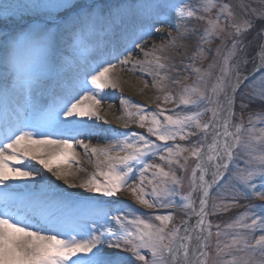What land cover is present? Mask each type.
Wrapping results in <instances>:
<instances>
[{
    "label": "snow or ice",
    "instance_id": "6c2138e0",
    "mask_svg": "<svg viewBox=\"0 0 264 264\" xmlns=\"http://www.w3.org/2000/svg\"><path fill=\"white\" fill-rule=\"evenodd\" d=\"M240 7L242 15L236 23L237 14L229 3L219 5L215 19L198 15L200 11L211 14L217 8L214 0H203L199 7L183 0H31L23 6L0 0V66L4 69L0 75V110L10 121L5 122V134L0 139V264H208L213 224L207 217L215 214V208L209 210L211 192L219 186L241 148L248 149L252 140L264 142V126L257 128V124L264 125V111L250 114L247 128L233 122L236 95L242 87L248 91L241 93V111L257 102L264 105V44L252 58L250 74L240 75L241 62L248 63L246 56L229 64L237 50H246L242 31L264 34V7L252 9L251 14L247 5ZM194 16L207 19L201 45L211 42L214 36L218 38L226 26L235 28L231 47L211 88L204 80L210 72L194 68L199 74L197 81L185 86L178 99L171 92L163 95L164 103L173 104L168 110L172 114H165L163 109L147 111L142 105L122 100V105L136 110L123 107L128 117L124 127L135 123L164 143L136 132L114 136L96 125L95 121L102 120L99 93L119 87V70H139L154 78V88L164 89L168 77L161 72L168 67L164 62L168 57L160 53L175 45L183 35L180 25ZM172 20L176 21L178 35H170L166 44L146 49L144 38L161 32ZM198 48L203 51L199 45ZM132 49H139L144 59H134ZM124 52L127 55L120 59ZM37 64L39 72L34 70ZM206 113L211 116L204 122L201 118ZM159 116H163V122ZM117 119L123 121L124 116ZM45 127L54 130L59 138L41 131ZM81 129H86L89 140L97 137L106 142L93 145L76 139L85 134ZM244 133L248 141L243 139ZM192 136L199 139L192 141L190 148L166 143ZM77 146L84 149L85 156L95 158V171L78 184L69 182L67 178L74 173L63 167L78 165ZM185 152L195 157L197 164L192 170V192L177 204L173 197L180 178L171 168L165 171L147 159L158 155L169 166L176 164L183 169L179 158ZM29 161L64 180L69 188L79 187L84 192L53 191L43 173L32 168ZM209 164L215 171L211 179H206ZM152 169L153 177H159L160 182L151 193H145L146 173ZM136 175L139 183L129 187ZM236 177L245 199L251 193L264 201V184L259 190L255 184L257 179L264 180V152L245 161ZM18 180L32 182L31 189L27 184L23 190L8 184ZM125 189L146 208H176L185 213V218L179 225H172L173 214H157V224L150 217L106 206L116 201L102 198H115ZM195 192L200 193L198 209L193 206ZM67 202L89 208L93 215L85 224L68 230L55 220L52 211ZM228 208L225 205L223 210ZM192 216L196 217L195 224L189 223ZM245 219L250 223L243 222ZM215 227L212 264H264V259H255L257 252L264 257V234L250 244L245 234L236 232L230 243H224L219 237L226 233L220 225ZM227 227L264 233V203L247 206L243 216Z\"/></svg>",
    "mask_w": 264,
    "mask_h": 264
},
{
    "label": "rangeland",
    "instance_id": "374dc122",
    "mask_svg": "<svg viewBox=\"0 0 264 264\" xmlns=\"http://www.w3.org/2000/svg\"><path fill=\"white\" fill-rule=\"evenodd\" d=\"M196 1V0H194ZM4 3H10L13 5H27L31 3V0H3ZM223 3H229L234 11L236 12V23L240 22V18L242 15L241 7L240 5H247L249 8V13L251 14L252 9H259L264 7V3H261V0H223ZM190 19V18H189ZM167 31L171 32V29L168 27L165 28ZM233 30L229 37L227 39L220 38L218 41L216 40V51L214 49L210 53V58L206 61L205 64V71H211L210 79L211 83L213 84L216 77L220 74L221 65L223 63L224 56L228 52L229 48L231 47L232 43V37L235 34V28L231 29ZM195 37V40H197V36ZM243 43L246 45V50L244 52H241L237 50V53L235 56L232 57V59L229 61L230 65L236 64L238 61H241V57L246 56L248 59V63L246 65L241 62L240 67V75L243 76L246 73H249L253 69V60L252 58L256 56L257 52L259 51V47L264 42V34L258 35L257 31L255 30H245L242 31V37H241ZM166 40V39H165ZM163 40H159L157 38H152V42L155 45H160L163 43ZM168 41V40H166ZM197 43V41H196ZM145 47V46H144ZM197 45H186V51L188 53V56L185 58V60L182 62V64L179 66L180 68V75L185 73L184 78L188 81L192 73L187 72V69H190L189 67L192 66V61L196 57V50ZM146 48V47H145ZM202 48V47H201ZM147 49V48H146ZM138 52V55H141L139 49L136 50ZM143 55V54H142ZM212 65L210 68L209 66ZM34 70L39 72L41 71L40 66L37 64L34 66ZM4 72V69L2 66H0V75H2ZM183 78V79H184ZM179 85H182L185 83V81L177 80ZM165 87L163 90H159V97L160 99H157L158 96H156L154 99L148 103L150 107H158L160 109L165 110V114H172L169 112V109L173 108V104L171 103H164L163 102V95L165 92H171L174 99H178V96L181 92L177 90V85L172 86L169 88V83L164 82ZM170 89L169 91H167ZM248 91L247 88L242 87L239 92L236 95V101H235V117H234V123H242L245 128L248 127L249 122V116L252 113H255L257 111H264V105H261L259 102L252 104L247 110L241 111V93H244ZM222 99V97H221ZM183 108V106H181ZM180 109H177L179 111ZM147 111L157 112L153 111V109H147ZM211 116V113H206L201 119L202 121L206 122L209 120ZM163 122V116L158 117ZM264 125L257 124V128L262 127ZM234 130V129H233ZM191 131H196L195 128H192ZM132 132H136L139 135H149V133L146 131V129L143 128H133V129H127L123 132L124 134L131 135ZM150 136V135H149ZM146 137V136H145ZM148 138V137H147ZM149 139L153 140L154 142L160 144L164 143L161 141H157L155 136H150ZM199 139V136H192L189 137L188 140L181 141L179 138H177L176 141H167L169 145L173 143L181 144L185 147H191V142ZM243 139L245 141H248V135L247 133L243 134ZM249 148L244 149L241 148L237 154L235 160L232 162L231 167L226 171V174H224L222 181L220 182L218 187H215L213 191L211 192L210 198H209V210L212 211L213 208H215V214L209 215L207 217L208 220H210L213 224L212 233L213 235L210 238L209 241V253L210 258L208 261V264H212L211 257L214 255L215 247H216V241L217 237L215 235L216 227L215 225H220L221 229L226 233V235H223L219 237V239L224 243H230L232 234L236 232H240L242 234H245L248 238V242L250 244H254L255 240L264 233H261L259 231L256 232H248L244 229H237V228H228L227 225L232 224L234 221L237 220V218L243 216V214L247 210V206L250 205H259L264 203V201H261L259 198H257L255 195L248 193L247 198L245 199L241 195L242 191V185L238 178L236 177V173L238 169H243L245 167V161H249L252 159L253 156H258L262 152H264V142L252 140L249 142ZM164 155H167L166 153H163ZM187 157L185 160L184 158ZM180 163L183 165V169H181L176 164H173L169 166L166 162H163L159 159V156L150 157L147 159V162L150 164H159L162 168L165 169V171H168L170 168L172 171L176 172V175L180 178V185L177 187L174 200L177 202V204H182V197L185 195H188L190 192H192V170L197 164V160L195 157L190 156L188 152L183 153L182 157L179 158ZM218 162V161H217ZM210 168L214 170L215 168L211 166ZM154 169L149 170L146 173V178L144 180L143 188L145 193H151L152 188L154 186H158L160 182L159 177H153L152 172ZM225 170L221 169V172H224ZM209 177V175H208ZM139 176L136 175L132 180L129 181V187L134 186L139 183ZM149 181H152V183H149ZM255 184L257 186V189L259 190L261 185L264 184V180L257 179L255 180ZM89 195V194H88ZM117 197L121 198L122 200H115L114 198H102L107 201L115 200V203H109L106 206L113 207L116 209H121L122 211H130L134 214L141 215L143 217H150L152 218V221L154 223H159L158 221L154 220L155 215L160 214H173V221L172 225H179L180 221L185 218V213L179 209L176 208H146L143 205L136 202L134 197L131 195L130 191L128 189H125L122 191ZM147 199H152V197L146 195ZM233 198H235V203H232ZM82 199V198H81ZM225 205H229V208L227 211H224L223 208ZM71 212L73 215L70 217V219H66L63 222H61V225L65 227L68 230H71L73 228H77L83 224H85L90 218L91 215H93V211L89 208H85L82 206H78L77 204L71 208ZM256 212H259V208L254 209ZM79 212L81 214V217H78L76 214ZM92 212V213H90ZM90 213V215H89ZM77 216V217H76ZM243 222L250 223V220L245 219ZM170 225V227L172 226ZM237 256L241 255L240 253H236ZM255 259L257 261L264 259V257H261L260 253L257 252L255 254Z\"/></svg>",
    "mask_w": 264,
    "mask_h": 264
},
{
    "label": "bare ground",
    "instance_id": "6f19581e",
    "mask_svg": "<svg viewBox=\"0 0 264 264\" xmlns=\"http://www.w3.org/2000/svg\"><path fill=\"white\" fill-rule=\"evenodd\" d=\"M177 3L181 2V0H176ZM184 3L189 4L193 7H199L202 3L203 0H183ZM214 2L217 4V8H214L211 12V14L204 13L202 11L198 12V15H203L206 18L210 15L212 19H215L216 14L219 10V5L223 3V0H214ZM176 21L172 20V22L168 25L163 26V30L159 33H153L151 36L145 37V42L144 46L146 48H151V46L154 44L152 42V38H157L159 40H168V41H163L162 44H166L170 40V35L172 37H175L178 35L176 27H175ZM157 27H161L160 25H157ZM170 28V31H167L165 28ZM208 27L207 25V19L205 20H200L197 19L195 16L191 17L190 19H186L185 22H183L180 25L179 32L182 33L183 35L180 36L176 41L175 45L173 47H170L167 49L164 53H160L162 56H167L168 60L164 61L168 67L165 70H162L161 74L166 75L168 79L165 82L169 83V88L172 86L177 85V90L179 92H182L185 86H191L194 84V82L197 81L198 73L194 72V68H199L201 69V72H210L211 71H205V64L208 58H210V53L214 49L216 51V40L223 38L227 39L234 27L231 26H226L225 31L219 32L218 33V38L214 36L209 43H203L201 45V35L204 33V30ZM197 36V40H195V37L192 36ZM197 41V43H196ZM197 45V52H196V57L192 61V66H190V69H187L186 71L189 73H192L191 78L187 81L184 76L185 73L180 75V65L182 62L185 60V58L188 56V53L186 51V45ZM264 44V42H263ZM198 45L202 47L203 51H200L198 48ZM137 49H132V55L134 59L142 60L144 59L143 55H138V52L136 51ZM105 52H107V49H105ZM127 55V52H124L119 58L123 59V56ZM105 58L108 59L110 58L109 56L105 55ZM116 61L113 60V63ZM131 65L128 66L130 68ZM184 78V79H183ZM153 77L150 75H145L139 72L137 70L135 73L132 71H129L127 69H121L119 70V87L116 89H105L103 92L99 93V96L102 98V103L100 107V115L102 117V120L95 121L96 125H99L103 129H108L111 131V134L114 136H120L123 135V132L127 129H137L139 128L135 123H129L128 127H124V123L128 120V117L125 115L123 112V107L127 106L129 107L130 111L135 112L136 110L134 108H131L130 105H122V100L123 101H131L135 104L142 105L145 110L147 109H153V111H159L160 108L158 107H150L148 103L152 99H154L156 96L159 95V90L157 88H154L153 85ZM182 80L185 81L182 85H179L178 83H173L172 81H177V80ZM204 80L207 83V87L211 88L212 83L210 79V75H205ZM145 81L147 82V87H145ZM200 86L203 87L204 84L203 82L200 83ZM91 89V85L88 86ZM168 89L167 91H169ZM124 116V120H118L117 117ZM63 119V117H61ZM9 121V118L4 114L2 110H0V139L3 138V135L5 134V122ZM104 121H107V123H104ZM10 122V121H9ZM86 123L91 124L92 121H86ZM41 131L45 132H51L52 133V138H59L57 134L55 133L54 130L50 128H42ZM82 135L76 136V139H81L85 140L86 143L90 142L93 145L97 144H103L106 141L97 137H92L90 140L86 138V129H81L80 130ZM70 135H74V133H70ZM146 137H150L149 135H146ZM39 138V137H37ZM208 142H211V136L208 137ZM76 152L79 153V163L77 164H71V165H64L63 167L66 168V170H69L73 172L74 174L69 176L67 179L69 182H76L77 184L84 178L88 176V174L92 173L95 171L93 167V162L95 160L94 157L85 156L84 155V149L80 147H76ZM92 161V162H90ZM219 162V161H218ZM30 166L34 169H39L44 177L46 178L47 182H50V184L53 186V191H60L64 190L67 192H71L73 194L76 193H83L84 189H81L79 187L77 188H69L67 184H65L64 180H58L56 177L52 176L51 173L47 172L42 168L41 165L36 163L35 161H29L28 162ZM210 165V164H209ZM78 168L84 169L83 171H78ZM215 171L212 170L211 173ZM207 179V176H206ZM198 182V181H197ZM8 184L10 187L14 189H24V185L27 184L29 185V189H31L32 182L30 181H24V180H18V181H9ZM41 187H44L43 185ZM0 191H3V189H0ZM85 195H88L85 193ZM199 192L193 193V199H194V207L198 209L199 207ZM75 199L79 200L82 197L75 196ZM115 200H122L119 197H115ZM76 205V203L73 202H67L63 204H58L52 211L55 213V220L61 224L66 219H70V217L73 215L71 212V208H73ZM92 213V212H90ZM89 213V215H90ZM78 217H81L79 212L76 214ZM76 216V217H77ZM92 216V215H91ZM193 244H195V241H193Z\"/></svg>",
    "mask_w": 264,
    "mask_h": 264
},
{
    "label": "water",
    "instance_id": "95a60500",
    "mask_svg": "<svg viewBox=\"0 0 264 264\" xmlns=\"http://www.w3.org/2000/svg\"><path fill=\"white\" fill-rule=\"evenodd\" d=\"M252 72V70L247 73V74H250ZM208 174L210 176V179H211V169H210V165L208 166ZM196 222V217L195 216H192L191 220L189 221L190 224H195Z\"/></svg>",
    "mask_w": 264,
    "mask_h": 264
}]
</instances>
